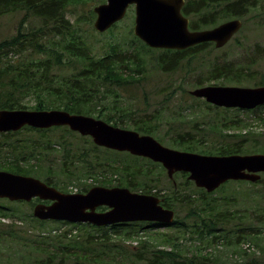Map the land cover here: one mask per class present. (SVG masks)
<instances>
[{
  "label": "trees",
  "instance_id": "16d2710c",
  "mask_svg": "<svg viewBox=\"0 0 264 264\" xmlns=\"http://www.w3.org/2000/svg\"><path fill=\"white\" fill-rule=\"evenodd\" d=\"M88 2L0 0V18L14 13L24 14L16 33L0 42V111L65 110L71 114L104 120L115 127L132 129L142 135L153 136L178 150L202 155L233 156L264 152V147L259 144L264 133L249 131L245 135L225 134L223 141L210 148L208 145L204 147L205 142L198 140L189 131L176 132L168 142L162 134V124L145 119V115L136 118L135 112L126 108L129 105H124L123 95L124 91L139 89L146 78L143 54L154 58L159 72L170 74L178 72L186 62L190 63L194 58L218 48L214 43H204L185 51L151 49L129 27L128 32L134 36L133 41L141 44L142 51L126 52L114 41L97 49V32L93 25L96 18L94 6L74 21L76 14L72 8ZM97 2L103 4L106 1ZM261 5L263 8H259ZM260 10L264 11V0H186L183 14L190 19V29L198 31L214 28L233 19H241L243 23L252 21L262 15L263 11L260 14ZM82 24H87L89 30H85ZM118 27L119 24H116L106 33L113 35ZM259 49L260 46H257L254 51V65H257L259 58L264 57V51L262 53ZM253 73H259V69L249 64L245 68L228 56L216 58L205 74L200 75L202 81L198 86L215 85L213 82L223 80L241 84L243 80L252 79ZM260 74L262 78L254 84L256 87L264 86V74ZM262 108L264 106L247 113L239 109H224L237 113L234 118L236 120L225 125V128L246 129L248 123L240 118L239 113H257ZM215 109L219 111V108ZM186 121L184 117L182 123ZM257 121L264 123V117ZM24 130L42 137L19 141L12 139ZM22 131L0 134L1 171L43 178L46 184L65 193H73L70 187L76 183L84 186L78 189V193H87L96 186L128 188L133 192L162 199V205L177 214L183 207H188L186 218L192 219L194 224L191 227L185 225L184 221L176 220L172 227L183 231V237H179L156 232L163 228L156 223L136 222L95 227L89 224L41 221L32 213L26 216L19 214L20 206H29L32 210L34 202L10 203L8 200H0V264H224L217 256L211 258L210 255H201L202 248L199 246L195 253L178 242L179 238H185L184 234L190 227L194 233L191 239L205 242L206 249L214 247L215 250L225 245L234 249L233 254L249 258L238 264H250L252 261L254 264H264L256 256L258 251L264 253V228L248 227L247 231L241 233L243 228H238L239 223L236 224L238 230L234 231V237L229 238L226 223L243 222L248 217L237 211H221L210 202L214 201V193L228 185L248 182H228L211 194L198 189L203 203L202 207H198L195 203L197 198L183 192L182 184L177 183V179L182 178L186 186H194L188 180V174H176L173 180H169L172 187L166 188L160 185V174L156 175L154 171L156 167L162 171L165 169L149 159L132 155V159L127 160L108 159L99 152L102 148L96 146L90 137H83L68 127H54L47 131L25 127ZM54 131H61L63 135H46ZM78 139L89 143L91 149L75 144L74 140ZM51 157L54 158L49 160ZM56 160L60 164L57 169L43 165ZM105 173L112 175L107 176ZM100 174L103 178L101 181L97 179ZM85 178L93 179V184L82 183ZM257 184H264V180ZM106 210L100 208V211ZM262 216L258 218L259 224H264ZM9 219V223L3 222ZM146 230L152 231L151 235L143 236L149 240H143L140 236ZM137 238H141L138 246L130 248L124 245ZM243 244H249V250L255 251L249 253L241 249ZM165 246L171 247V250L161 248Z\"/></svg>",
  "mask_w": 264,
  "mask_h": 264
},
{
  "label": "water",
  "instance_id": "95a60500",
  "mask_svg": "<svg viewBox=\"0 0 264 264\" xmlns=\"http://www.w3.org/2000/svg\"><path fill=\"white\" fill-rule=\"evenodd\" d=\"M185 0H107L96 6L94 29L103 34L125 19L135 6L134 35L151 49L184 51L204 43L223 48L243 27L241 20L224 22L214 28L193 31L182 9ZM216 107L252 110L264 105V87L205 86L190 92ZM25 127L47 130L68 127L90 137L98 147L127 152L161 164L169 179L177 173L200 189L213 193L229 181L258 182L264 173V154L211 156L164 146L150 135L115 127L104 120L71 114L65 110H1L0 134L14 133ZM38 203L33 216L41 221L90 224L109 227L123 223H160L171 225L175 212L153 195L132 192L128 188L96 186L83 194H68L31 176L0 170V200ZM106 207L107 211H99Z\"/></svg>",
  "mask_w": 264,
  "mask_h": 264
},
{
  "label": "rangeland",
  "instance_id": "374dc122",
  "mask_svg": "<svg viewBox=\"0 0 264 264\" xmlns=\"http://www.w3.org/2000/svg\"><path fill=\"white\" fill-rule=\"evenodd\" d=\"M97 1L100 0H89V2L85 5H79L75 8H72L74 13L76 14L74 21L79 15L82 16L85 12L89 11V8L92 5L94 7L100 5V3H98ZM134 8L135 6L129 8L125 19L121 23H119V27L115 29L113 35L109 33H96L95 45L97 46V49L101 48L104 44H107V42L114 41V43H118L123 49H125L126 52L132 53L142 51L143 48L141 47V44L133 41L134 36L130 34V32H128V28H134L135 25ZM259 8H263V6L261 5ZM262 11L260 10L259 13L261 14ZM23 15V13H14L0 18V42L16 33L17 25L23 18ZM82 27L85 30H89V26L87 24H82ZM236 38L238 40H236ZM257 46H260L259 50H262L263 53L264 11L259 18L244 23L242 30L235 36V39H233L231 43H229V45H227L223 49H217L211 53L207 52L205 54H202L194 58L190 63L186 62L178 72L170 74L159 72L154 58L151 55L143 54L142 56L146 60V78L145 80H143L142 86L139 89H133L130 92L124 91V105H129L128 107L126 106V108L129 111L133 110V112H135L134 116L136 118L145 115V119L157 121L158 123L162 124V134L165 136L168 142L172 140L171 136L176 132L189 131L191 134L195 135L198 140H203L205 142L203 143L204 147H207L208 145V147L212 148L215 145H218L220 141L224 140L225 134H239L244 130L255 132L256 134L264 133V123H260L254 120V117L256 116L255 113H239L240 118L248 123V127L246 129L225 128V125H229L231 121L236 120L234 119L237 115L236 112L224 110L225 108H219V111H216L215 107L206 103L204 99L195 98L190 94L191 91L201 88L200 86H198V84L202 81L200 75L205 74L207 68L212 65V61L216 58L222 59L226 58L227 56L234 59L237 64L242 65L245 68L248 67V64L253 68H258L259 73H253L254 77L252 79L248 78L247 80H243L241 84L225 80L220 82H213V84H215L216 86L253 87L254 84L261 80L262 75L260 73L264 74V57L259 58V60L256 61L257 65H254L253 59L256 58L254 51ZM169 86H172V88L169 89ZM169 94L171 95V97H169ZM172 98L174 99L170 101ZM207 106H210L211 108ZM184 117L187 121L182 123ZM129 124L132 125V123ZM46 135L48 137H58L63 135V132L54 131L47 133ZM41 137L42 136L40 134L29 133L24 130L12 139L19 141L20 139L32 140L40 139ZM74 142L81 147L85 146L84 148L89 147V149H91L89 143H86L83 140L78 139L74 140ZM259 144H261L262 148L264 147V137L260 139ZM163 145L172 149H177L172 147L168 143ZM99 152L108 159H132L130 156L131 154H128L127 152H117L112 150L108 151L105 148L100 149ZM253 154H264V152H254L245 155ZM54 156L57 157V159L59 158V156L56 154H54ZM53 158L54 157H51L49 160H52ZM35 162L36 161H33V163ZM43 165L44 167L52 166L53 169H57L60 166L58 160H56L55 162L48 161ZM154 171L156 175L158 173L160 174V185L166 188L172 187L173 184L169 182L170 179L168 178L166 170L162 171L160 167H156ZM105 174H107V176L112 175L110 173ZM101 177L102 176L100 174V176H97V179L101 181L103 179ZM115 178H118V176H115ZM39 179L43 180V178ZM262 179L264 180V174L262 175ZM82 183H84L85 185L93 184V179L85 178ZM177 183L182 184L181 190H183V192L193 194L195 198H197V201H195V203L197 202V206L202 207L203 203L200 199L198 188L195 185L186 186L184 183V179L182 178H178ZM257 183H244L241 185L232 183L226 188L212 195V200L214 201L210 202L215 204L216 209L218 208L221 211L230 212L237 211L238 214L248 217V219L243 222L238 221L235 223L232 221L230 223H226L225 227L228 228L227 235L229 238L234 237V231H237L238 228H243V230H240L241 233L247 231L248 227L264 228V224H259L257 222L258 218L264 215V184L259 185ZM76 184L77 185L70 187V190L74 193H77L80 187L84 188L83 185H80L78 183ZM237 189L240 193L237 191ZM182 206H186V204H182ZM33 209L31 210L29 206L22 205L20 206L19 214L26 216L29 213H33ZM188 213L189 208L183 207L178 214L175 213V219L177 221H184L185 225H190L192 227L194 221L192 219L186 218ZM261 219L264 220V217L262 216ZM10 221V219L3 220V222L5 223H9ZM236 224H239L238 228L236 227ZM191 227L184 234L185 238H179L178 240V242L182 246L193 250L195 253H197V246H199L202 248V252L200 253L201 255H210L211 258H215L217 256V259L221 260V262H223L224 264H238L243 260L249 259L247 257H243L238 253L233 254L234 249L232 247H226L225 245L220 246L219 249L215 250L214 247L206 249L205 242L199 239L198 241H196L195 238L191 239L192 236H194ZM156 232L166 233L169 234V236L183 237V231L172 226L168 228H162L160 230H157ZM151 234V230H146V232L140 233V236L143 237L145 235ZM262 236H264V230ZM140 239L141 238L129 240L124 245L130 248L138 246ZM143 240L149 239L147 237H143ZM248 245L249 244H243L240 246V248L243 250L248 249ZM252 246L253 245H251V247ZM161 248L165 250H171V247L167 246ZM256 255L259 256L258 261L264 263V253H257Z\"/></svg>",
  "mask_w": 264,
  "mask_h": 264
},
{
  "label": "flooded vegetation",
  "instance_id": "af4514ba",
  "mask_svg": "<svg viewBox=\"0 0 264 264\" xmlns=\"http://www.w3.org/2000/svg\"><path fill=\"white\" fill-rule=\"evenodd\" d=\"M264 173H260V175L262 176ZM230 182H234V181H230ZM36 200H38V199H36ZM162 200V199H161ZM39 203H44V204H50V202H43V201H41V200H39ZM162 203H163V200H162ZM101 208H103V207H101ZM104 208H106V207H104ZM108 210V209H107ZM106 210V211H107ZM150 223H152V222H150ZM150 223H147V224H150ZM123 224H128V223H123ZM123 224H117V225H123ZM129 224H132V223H129ZM156 224H160V223H156ZM162 225V227L163 228H168L167 226H164L163 224H161ZM116 226V225H115ZM109 227H112V226H109ZM147 228V227H146ZM252 251H255V250H249V253H253ZM257 253H260L261 254V252H257ZM256 253V254H257ZM258 258H259V256L258 255H256ZM250 264H254V262L252 261Z\"/></svg>",
  "mask_w": 264,
  "mask_h": 264
},
{
  "label": "bare ground",
  "instance_id": "6f19581e",
  "mask_svg": "<svg viewBox=\"0 0 264 264\" xmlns=\"http://www.w3.org/2000/svg\"><path fill=\"white\" fill-rule=\"evenodd\" d=\"M47 111V110H46ZM43 131V130H42ZM47 131V130H46ZM18 133V132H17ZM10 134V133H9Z\"/></svg>",
  "mask_w": 264,
  "mask_h": 264
}]
</instances>
